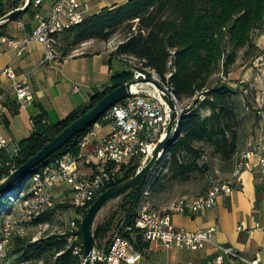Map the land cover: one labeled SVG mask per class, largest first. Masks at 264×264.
<instances>
[{
    "label": "trees",
    "instance_id": "1",
    "mask_svg": "<svg viewBox=\"0 0 264 264\" xmlns=\"http://www.w3.org/2000/svg\"><path fill=\"white\" fill-rule=\"evenodd\" d=\"M23 1L0 0V17L20 7ZM31 10L34 12L30 5L24 14L33 18ZM24 14L14 20L20 19ZM263 20L264 0H127L120 6L103 8L87 17L82 23L61 33L63 36L58 40L61 41L62 54L66 55L89 40L106 42L121 31V39L113 55L119 58L124 67L112 71L107 84L100 91L93 90L88 101L73 109L64 119L49 123L42 110L31 115L32 131L18 141L20 151L14 165H22L105 94L131 80L133 68L152 71L162 83L168 85L179 103L191 100L202 92L204 99L192 100L191 106L181 115L177 137L157 163L151 180L148 182V175L143 183L120 196L115 208L93 228L95 249L106 251L115 232L133 225L135 208L147 184V196L156 195L168 189L169 183H186L191 174L203 172L205 165L199 166L196 163L202 152L195 149V143L209 146L211 153L224 161L236 155L235 165L239 153V121L235 97H243L250 83L244 87L240 83L224 81L213 85L209 83L215 73L234 63L238 50L245 48L243 58L247 65L259 55L250 35L253 30L262 26ZM6 26L7 23L0 25V36L6 34ZM226 47L230 48L227 53ZM126 59L138 64L127 65L123 63ZM255 117L252 138L261 119L258 110ZM100 120L101 116L96 122ZM93 124L88 125L31 171L42 170L65 153L77 155L82 137ZM5 161L6 156L0 153V180L7 175V169L3 166ZM137 166L136 163L129 165L121 178L101 192L132 177ZM162 171L165 174L161 175ZM27 175L0 194L1 229L5 221L1 217L2 212L10 213L15 210L14 205L18 200L29 196L19 197L16 194L17 189L23 188V192L27 189ZM209 188L204 189L207 191ZM95 199L84 207L75 208V212L80 213L82 218ZM71 207L67 203H55L52 209L36 217L32 223H45L54 211L68 210ZM73 223V231L71 229L63 234L44 235L35 240L13 234L5 264H8L9 259L10 264H82L80 221L74 219ZM11 245L13 246L9 249ZM134 246L147 257L148 243L136 236Z\"/></svg>",
    "mask_w": 264,
    "mask_h": 264
},
{
    "label": "built area",
    "instance_id": "2",
    "mask_svg": "<svg viewBox=\"0 0 264 264\" xmlns=\"http://www.w3.org/2000/svg\"><path fill=\"white\" fill-rule=\"evenodd\" d=\"M24 2L25 0L23 4ZM44 4L49 5L48 11L45 14L34 13V25L23 38L0 36V44L12 50L16 56L27 52L32 42L39 43L44 50L40 64L57 58L53 49L56 36L91 16L86 0H31L30 5L33 10H37ZM17 24L21 28L24 27L20 20ZM0 75L9 82L7 89L0 86V153L6 156L3 166L9 173L16 168L14 161L19 156L20 148L18 142L7 139L1 129L2 117L7 112L6 102L11 94L15 104L26 107L33 100V92L28 82L29 72L16 73L6 66L1 68ZM148 78L157 80L171 94L176 111L181 115L191 106L192 100L204 99L203 93L200 92L191 100L179 103L168 85L162 83L152 71L132 69V79ZM135 89L136 94L133 97L108 108L101 115V120L95 122L85 133L79 143L77 155L65 153L42 170L27 175L28 187L24 192L21 188L18 194L19 197L29 196L27 199L18 200L14 205L19 213L16 231L13 233V224L10 220H5L0 232V264L7 263V248L13 234L22 235L26 223L52 209L57 192L61 197H65L64 192H68L72 208L84 207L95 199L103 188L121 178L129 165L138 164V170L148 160L151 151L164 137L169 122V111L152 85L138 83ZM259 114V134L238 153L235 175L246 166L252 156L256 158L255 165L264 172V114ZM179 122L180 120L176 123L174 133L178 132ZM102 127H105L106 131L97 141V131ZM163 155L164 153L156 162L148 182ZM147 186L135 208L133 225L122 227L121 232H115L106 251L95 249L93 264H144L145 257L134 246L136 236L148 244L157 243L166 250L197 251L209 244L218 252L204 262L185 260L168 264H224L230 261L259 264L258 257L247 260L232 247L214 242V227L186 230L172 223L173 215H192L211 209L219 199L229 193V181L213 183L199 196L180 197L164 209L155 208L148 202ZM60 203H64L63 200ZM243 226L244 222H240L236 229L242 230Z\"/></svg>",
    "mask_w": 264,
    "mask_h": 264
},
{
    "label": "crops",
    "instance_id": "3",
    "mask_svg": "<svg viewBox=\"0 0 264 264\" xmlns=\"http://www.w3.org/2000/svg\"><path fill=\"white\" fill-rule=\"evenodd\" d=\"M86 1L93 15L103 8L120 6L127 0ZM48 9L49 5L44 4L34 12L31 11L45 14ZM19 20L23 22V28L18 26ZM33 25V18L24 14L20 19L7 23L5 35L21 39L31 31ZM43 54V47L36 42H32L29 50L21 56H16L12 50L0 44V70L7 66L16 73L29 72L28 82L33 92V100L26 107L15 104L10 94L6 102L7 112L1 121L2 132L9 140L18 142L27 137L32 131L30 117L40 110L44 111L49 123L64 119L73 109L85 104L93 90L100 91L107 84L112 71L124 67L119 58L113 55L112 49L97 40L83 42L66 55L61 50L57 58L40 64ZM252 78L257 80L254 76ZM0 86L4 89L9 86L2 75ZM105 131V127L98 130L95 140L98 141ZM258 134L259 127L255 129V136L251 141ZM255 163L256 158L252 156L236 175L233 171L229 193L211 209L192 215H173L172 223L186 230L214 227V242L232 247L247 260L258 257L259 264H264V172ZM198 188L196 195L205 193V187ZM190 192L187 188L182 189L178 197L189 196L187 194ZM171 204L172 202L159 208H168ZM240 222H244V226L242 230H237ZM159 253H164V263L168 264L185 260L204 262L218 252L209 244L200 250L188 251L166 250L159 244L150 242L144 264H153L151 260L157 258ZM224 264L246 263L230 261Z\"/></svg>",
    "mask_w": 264,
    "mask_h": 264
},
{
    "label": "rangeland",
    "instance_id": "4",
    "mask_svg": "<svg viewBox=\"0 0 264 264\" xmlns=\"http://www.w3.org/2000/svg\"><path fill=\"white\" fill-rule=\"evenodd\" d=\"M113 35L108 41H98V43L107 45L112 51L115 50L116 46L120 42V33ZM63 34L59 35L56 39V44L54 45V50L56 54L61 53V39ZM251 41L257 47L259 55L256 56L250 63L247 65L244 61L243 54L245 48L240 49L236 52V58L234 63L230 64L227 69H220L219 72L215 73L210 79V85H213L215 82L224 81L227 83H240L241 87H244L247 83H250V87L247 88L246 92L243 93V97L237 95L235 97L237 103V114L239 121V143L238 151H242L246 144L252 140V130H254L256 123L257 110L264 114V20L260 28H257L251 33ZM229 47H226L225 52L229 51ZM258 60V61H257ZM123 63L127 65L138 64L136 61H126ZM252 76L256 77L257 80L254 81ZM244 99V100H243ZM205 110L202 111L204 113ZM260 115V114H259ZM261 116V115H260ZM264 117V115H263ZM195 149L202 152V155L197 159V164L199 166L205 165L203 172H195L190 175V179L186 183L173 182L169 183V188L164 192L147 196L148 202L155 208L159 206L166 205L168 203H173L176 199L180 198V190L187 188L191 190L187 195L196 196L198 194V187L209 188L213 183L231 181L233 177L232 173L234 171L235 165L234 160L236 155H234L230 160L224 161L221 160L218 156H214L211 153V148L205 144L195 143ZM161 175L165 174V171L160 172ZM20 189H17L16 194L19 196ZM56 193V192H55ZM65 197H61L59 192H57V198H55V203H60L63 200L64 203L70 204V199L68 197V192H64ZM55 195V194H54ZM156 200H159L158 202ZM4 202V201H3ZM117 199L112 200L106 203L97 213L94 222L93 228L96 224L100 223L104 217L108 215L116 206ZM1 217L4 220H10L13 224V233L16 231L17 220L19 218L18 211L14 210L10 213L3 211ZM74 219L81 220V214L76 213L74 208L68 210H56L48 218V221L42 224H35L34 222H28L25 224L24 231L22 236L30 237L32 240L39 238L40 236L50 235V234H63L67 230H75V224H71ZM1 229V222H0ZM13 245L9 247L12 248ZM79 250V247H76ZM96 250L101 251L102 249L96 248ZM11 259L8 260L10 264ZM153 264H165L164 253H159L157 258L151 260ZM30 264V262H28Z\"/></svg>",
    "mask_w": 264,
    "mask_h": 264
},
{
    "label": "water",
    "instance_id": "5",
    "mask_svg": "<svg viewBox=\"0 0 264 264\" xmlns=\"http://www.w3.org/2000/svg\"><path fill=\"white\" fill-rule=\"evenodd\" d=\"M31 4V0H25L22 6L17 7L2 17H0V25L14 21L16 17L24 14ZM138 83H148L152 85L158 97L162 100L169 111V122L161 141L151 151L148 160L136 171V173L113 186L102 191L93 203L87 208L86 213L79 223V231L82 246V264H93V253L95 250L93 239V222L99 210L108 202L118 199L120 196L128 192L135 186L143 183L147 176L151 174L156 162L160 156L166 151L170 143L177 137L178 133H174L176 123L180 120L181 114L176 111L175 102L171 94L155 79L148 78L146 80L131 79L120 86L114 88L105 94L95 104L85 110L79 117L70 122L61 132L48 141L36 154L30 157L22 165L16 167L7 173L0 180V194L7 191L14 183L23 180L25 175L33 173L31 170L48 158L51 154L58 151L65 143L82 132L88 125L96 122V120L111 106L120 101L133 97L136 94L135 85Z\"/></svg>",
    "mask_w": 264,
    "mask_h": 264
}]
</instances>
